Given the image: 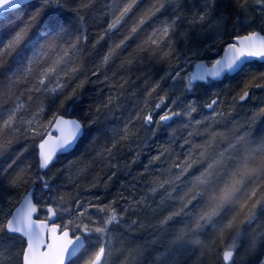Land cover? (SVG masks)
Returning <instances> with one entry per match:
<instances>
[{"label": "snow or ice", "instance_id": "1", "mask_svg": "<svg viewBox=\"0 0 264 264\" xmlns=\"http://www.w3.org/2000/svg\"><path fill=\"white\" fill-rule=\"evenodd\" d=\"M234 2L239 11L226 16L229 5L219 3L218 0H198L190 7L180 3V0H155L152 8L134 20L129 35L109 46L101 64L106 66L111 63L131 34L137 33L157 12L170 6L172 15L148 34L143 46L158 50L165 57H172L175 50L171 37L181 23H186L190 29H195L198 25L201 34L214 31L216 39L213 44L219 42L224 45L223 54L218 58L193 62L190 57H186L183 66L177 65L175 72L166 73V77L172 81L182 82L178 89L181 93L192 92L197 84H209L210 81L250 70L246 66L252 60L264 61V0ZM138 3L139 0H110L108 14L111 15V20L100 39L118 30L130 18ZM250 3L256 6L259 25L251 27L250 31L246 29L244 35L233 36L232 42L224 41L221 34L227 35V21L230 20L234 28L255 24L256 18L249 14ZM29 5L31 0H0V69H5L4 80L0 81V139H3L0 148L11 144V137L24 136L38 140L37 165L42 171L52 165L58 154L69 152L75 147L84 134L85 126L80 120L65 118L59 112L53 113L45 121L42 119L44 106L37 105L33 110L30 105L34 103V94H51L61 97L59 107L67 112V102L75 103L80 99L77 88L82 85L70 89L68 86L69 81L81 71L78 61L73 58L82 52L88 37L82 27L85 20L83 15L78 14L76 23L72 24L58 14V10L63 7V0H40L39 7H34L31 15L13 19L14 14ZM90 6L91 0H81L80 9ZM50 8L57 11L49 14L46 21L42 22V15ZM165 47L168 51H164ZM189 51L191 56H198L202 49L197 47ZM5 57H13L12 65L6 67ZM120 67H125V64L122 63ZM192 68L195 70H190ZM93 75H97V72L94 71ZM261 77H264V73H261ZM121 81L119 87L123 88L126 81L122 78ZM22 84L32 86L21 90ZM112 87L115 88L116 85L112 84ZM158 87L157 83L148 92V96ZM247 96L248 92L245 90L240 99L244 100ZM114 99L109 95L103 108H109ZM165 100L162 97L154 108L160 109ZM4 104L7 105L6 108ZM215 104L217 100L213 99L205 107L213 109ZM100 111L101 106H97L96 112ZM196 111L195 104L189 103L183 112L168 109L156 121L151 111L142 116L137 114L136 119H142L145 125H151L184 116L188 118L186 126L191 128L192 114ZM194 124L199 126L201 121L197 119ZM129 131L125 124L121 138L126 139ZM53 132L58 135L53 137ZM191 135L190 131L189 136ZM188 143L185 140V144ZM220 147L222 150L219 153L213 149L212 162L202 164V170L185 185L187 190L180 197L179 210L161 219L160 223L166 224L173 215H180L190 205L195 207L194 202H198L202 207L190 218L192 222L174 237L173 245L204 250L209 246L204 232L211 229L221 243L230 237L227 246L219 250V255L222 264H234V257L241 246L247 244L250 249L255 250L258 242H264V224H257L259 217L264 216V141L249 140L246 134L238 133ZM106 154L111 155V149H106ZM162 155L164 154L157 155L153 161L160 160ZM198 163L201 161L190 150L183 161L176 163L178 174L174 178H162L163 174H159L149 187V193L154 195L158 189L174 184ZM12 166L10 164L9 169ZM4 171L7 172V169ZM37 181L42 190L50 193L47 200L52 203L46 207L45 201L34 203L32 189L25 187ZM22 188L23 193L13 195V192L19 193ZM166 196L168 199L174 198L172 192H166ZM63 200L62 196L53 193L52 185L43 175H31V165L7 177V185H0V240L6 241L18 235L23 241V247L15 252L10 248L0 247V264H12L13 260L16 264H102L106 260V247L111 248L112 233L115 231L110 226L127 224L124 217L129 212L146 206L148 195L133 199L129 207L119 211L115 201L98 205L91 201L76 200V211L72 213L75 219L69 216L66 223H56L54 218L58 214L69 211L63 207ZM257 208L260 209L259 215ZM92 209L100 215L94 217ZM39 211L45 212V219H34Z\"/></svg>", "mask_w": 264, "mask_h": 264}, {"label": "trees", "instance_id": "2", "mask_svg": "<svg viewBox=\"0 0 264 264\" xmlns=\"http://www.w3.org/2000/svg\"><path fill=\"white\" fill-rule=\"evenodd\" d=\"M154 2L155 0H139L137 8L130 14V18L118 30L109 33L104 39H100V36L104 33L107 24L111 20V15L108 14L110 0H91V6L85 9H80L81 0H63V7L58 10V14L62 15L65 20L75 24L78 14L85 17L82 27L85 29L88 37L87 43L84 45L82 52L73 58L75 61H78L81 71L69 81L68 86L70 89L76 85H82L77 88L80 99L75 103L68 101L66 104L67 112L59 107L61 97L51 94H34V103L30 105L33 110L37 105L42 104L44 106L45 111L42 119L45 121L53 113L59 112L66 117L80 120L85 126H91V130L90 128L87 129L86 135L83 136L76 149L71 154L58 158V161L49 170H56L67 158L82 157L85 164H88L90 161L93 166V171H91L93 174H90V176L86 175L84 178L77 180V183L73 180L69 183L64 182L63 185L65 187L66 185L69 186L76 192V187L86 186L85 184L87 183L91 186L87 188L88 190L85 195L89 200L85 196L84 200H91L92 203L98 205L109 204L115 201L118 211L129 207L133 199H140L141 196L146 195L148 190L142 192L141 189H144L146 184H152L157 178L163 167L160 164L162 161L169 159V161H175L176 165L177 162L183 161L186 158H182V151L186 152L188 150H192L193 152L195 150L199 157L204 148L203 143L205 139L214 138V140H222L221 146L222 144H226L235 135L233 126V128L229 126L232 130L227 129L226 132L228 134L225 133L226 135H223V130L205 127L203 124L191 128L186 127L189 131L186 130V133H176L175 136L172 135L170 138L164 132L156 139L157 142L153 144L154 147L150 148V151L154 155L164 154L161 156V162L155 163L145 159L146 157L140 153L143 149L141 148L144 139L142 135L148 132L149 126L145 125L141 119L131 117L132 119L128 122L131 132L130 137L122 139L121 136H116L112 140L103 135V132H98L90 122L91 118H93V121L105 125V128L112 126L120 129L122 120L119 118V115L128 114V111L132 107L137 108L136 104L139 105L142 102L145 103L140 108V111L144 112L146 104L150 101L148 99H151L148 96L151 88L158 83L159 87L152 95L158 92L159 94H163L166 81L169 79L166 77V73L175 72L177 65L183 66V61L186 57H190L193 62H199L201 60L208 61L213 57L218 58L222 54L224 45L217 42V44L212 45L209 51L207 50L204 55H201L203 46L208 44V41L216 36V33L208 31L201 34L198 25L195 29H190L186 23H181L177 32L171 37L175 50L172 57H165L162 52L143 46V42L148 34L154 28L160 26L163 20L172 15V8L166 6L148 19L137 33L130 35L125 46L120 50L119 55L111 63L106 66L102 65V57L108 51L109 46L114 42H119L123 36L129 35V29L134 20L146 10L152 8ZM197 2L198 0H180V3L186 7H190ZM218 2L229 5L225 12L226 16H231L239 11L234 0H218ZM39 5L40 0L31 3L26 9L14 14L13 19L19 16L31 15L33 8L39 7ZM255 7L254 3H250L248 6L249 14L256 18L255 24L234 28L233 23L230 20L227 21V35L222 36L224 41L232 42L233 36L244 35L246 34V29L250 31L251 27L259 25L260 18L258 13L255 12ZM56 11L54 8L47 9L42 15V22L46 21L49 14ZM197 47L201 48L202 51L198 56H191L189 50H195ZM164 51H168L167 47L164 48ZM5 60L7 62L6 67L12 65L13 57H5ZM128 61H131V63H128ZM122 63L125 64L123 68L120 67ZM247 66L251 67L250 70H246L234 77H227L231 79L230 91L232 93L237 94L246 90L251 94L254 84H248V82L243 80L246 79L251 69L257 68L258 71L264 73V62H254ZM4 71L5 69H0V81L4 80ZM94 71L97 72V75H93ZM105 77L108 79L106 80ZM121 78L123 81H126L123 88L119 87V83L122 82ZM112 84H115L116 87L113 88ZM31 86V84H22L20 89L23 90L25 87ZM109 95L115 97V99L109 108H103V104L107 101ZM144 97H148V99L145 101ZM196 102L198 107L203 105L201 99H197ZM3 106L7 107L6 104ZM97 106H101L99 113L96 112ZM149 111L152 112V110ZM153 113L157 115L155 111ZM242 113L244 112H239L236 107H232L235 127L239 125L249 140L264 141V122L261 124L251 123L248 121L250 119L249 114L244 116ZM239 114H241V121L236 122ZM125 117L127 116L125 115ZM247 121L249 125H247ZM107 122L108 126L106 125ZM133 122L139 124L141 127L142 131L140 135H132L134 133L131 128ZM190 131L192 132L191 136H189ZM11 139L17 147L15 148V153L21 157L18 166L26 168L27 165H31V169L36 174L42 175L37 165L38 140L25 138L24 136L11 137ZM159 139L160 141L158 142ZM185 140H188L189 143L185 144ZM113 144L116 146L112 147ZM220 146L215 150L216 153L222 150ZM106 149H111V155L106 154ZM165 154L169 155V157L166 158ZM212 156L213 154L204 163H198L190 171L196 172L198 168L202 167V164L211 163ZM150 162L152 163L150 164ZM146 168L148 169L147 172L145 171ZM174 169L177 168L174 166ZM75 174L72 172L67 173L68 176L71 175L69 177ZM170 188L174 189V185ZM91 190L94 192H91ZM174 191L176 197L168 199L166 194H164L163 202L157 197L150 203L152 197L150 193L147 194V205L129 212L124 217L128 228L126 227L122 230L121 224L123 223L110 226L115 229L113 233L117 237L113 247L115 264H222L219 250L227 246L230 237L224 243H221L215 238L211 229L204 232L205 241L209 245L204 250L185 248L179 244L173 245L174 237L192 222L190 218L194 217L202 207L198 202H194L195 207L190 205L183 213L173 215L166 224L161 225V219L169 216L172 212L178 211L180 208V197L184 191L181 189H174ZM82 192L84 193L85 190H82ZM13 195L18 196L19 194L13 192ZM122 197L127 199H122ZM259 212L260 209L257 208L258 215ZM257 224H264V216L259 217ZM253 227L256 228V225H253ZM114 234L113 236H115ZM194 243L198 244L199 241H194ZM19 250L20 248L16 251ZM261 261H264V242H258L255 250L250 249L247 244H244L238 249L234 257V264H261Z\"/></svg>", "mask_w": 264, "mask_h": 264}, {"label": "rangeland", "instance_id": "3", "mask_svg": "<svg viewBox=\"0 0 264 264\" xmlns=\"http://www.w3.org/2000/svg\"><path fill=\"white\" fill-rule=\"evenodd\" d=\"M222 36L223 34H221V37ZM214 39H216V36L210 41H208V44L203 46V51L201 55H204L207 52V50L209 51L211 49ZM246 68H251V67L247 66ZM181 75L183 76L184 73H182ZM230 81L231 79L226 78L221 83H215V82L210 81L209 84H197V86L193 89L192 92L181 93L178 89L180 88L182 82L180 80L172 81L171 79H168L166 81V85L164 87L165 91H163V94H159V92L157 91L158 93H154V95L150 96L151 99H148V97H144L145 101L146 99L150 100L148 101L149 103H147L148 104L147 107L145 106L146 110L144 112L140 111V108L143 107L145 103V102L144 103L142 102L140 103L141 105L136 104L137 108L132 107L128 111V114L130 115H128L127 113L119 115V118L122 120L120 129H118V127L116 128L112 126L105 128L106 127L105 125L93 121L94 120L93 118H91L90 122L95 127V129L98 130V132H101V133L103 132V135H105L106 137L112 140L113 138H116V136H121V134L124 132L125 124L128 125V122L130 121V119H132L133 117L136 118L137 114L142 116L144 114H147L148 110H152V113L153 111H155L157 115L153 113V118H154V121H156L158 120L159 115L168 109H174V110L183 112L189 103H194L197 111L192 114V120H193L192 127L196 126L194 124V121L198 119L201 121V124L205 125V127H210V128H214L217 130L219 129L223 130L224 131L222 133L223 135H226L225 133H227L226 132L227 129L232 130L233 127H234L233 130L235 131V135L238 133H244L243 132L244 130H242V128L239 125L238 127L237 126L235 127V124H234L235 121H233L235 120V118L232 115V107L233 106L236 107L239 112L241 111L244 112L242 113L244 116L246 114L247 115L249 114L250 116V119L248 120L249 122H252V120L256 121L257 124H261L262 122H264L263 77H261V72L258 71L257 68L251 69L246 79H244L243 81L248 82V84H254L253 90L251 94H249L250 92H248V96L244 100L240 99V96L244 93L243 91L237 94H234L230 91V85H231ZM257 85H260V86L258 87ZM162 97L166 98L165 104L162 105L160 109H155L154 108L155 104L159 103ZM197 99H201V101L203 102V105L201 107H198L197 102H196ZM213 99L217 100V104L213 106V109L206 108L205 105L208 103H211ZM173 101H175V103H173ZM125 115L127 117H125ZM240 115L241 114L238 115L236 122L241 121ZM208 117H211V119H206ZM187 122H188L187 117L180 116V117H174L173 120L169 122L153 123L149 125L147 129L148 132H145L142 135L144 139H143V143L141 144V148L143 149L140 151V153L146 157L145 159L153 161V158L159 155V154L154 155L152 151H150V148L154 147L153 144L157 142L156 139L159 136H161V134L164 132H166L168 138H170V136L172 135L175 136L176 133L177 134L181 132L186 133L185 131L187 130L186 128ZM249 122L247 125H249ZM107 124L108 122L106 123V125ZM229 126L231 127L233 126V127L230 129ZM84 128H85L84 135H86L87 129L90 128L91 130V126L87 125ZM131 128L133 129V132H134L132 134L133 136L140 135L142 129L139 126V124L133 122L131 124ZM100 129H103V130H100ZM187 131H189V129ZM130 135H131V132L129 131L128 137H130ZM159 141L160 139L158 140V142ZM221 141L222 140H219V139L214 140V138L205 139V142L203 143L204 148L202 150V153H200L199 157L196 154L199 161L204 163L206 159H208L213 154V149L216 150L217 147L220 146ZM0 143H3V139H0ZM15 148L17 147L16 145H14L13 142L10 145H5L4 147L0 148V185L5 186L7 184V177L14 175L17 171L23 168V167L20 168V166H18L19 160L21 157H19L17 153H15ZM189 151L190 150L186 152L182 151L183 152L182 158L187 157ZM164 152L166 153L165 149H164ZM194 152L196 153L195 150ZM165 156L166 158L169 157V155L167 154H165ZM13 161H15L14 164H13ZM158 161L161 162V160H158ZM158 161H153V162L157 163ZM168 161L169 159H166L162 161L161 163L159 162L161 166H163L159 174L162 173L164 178H169V177L174 178L175 175L178 174L179 169H174L175 161H172V160L169 162ZM84 162H85L84 158L82 159V157L67 158L66 161L62 162V164H60V166L56 170L53 169V170H49L48 172L41 173L44 176V178L47 179L52 185L53 193L56 196H62L64 198L63 207L69 209L68 212L63 213L62 215L58 214L56 223H66L69 216H72V218L75 219V216L72 215V213L76 211V206H75L76 200L86 201L84 200V196L86 195V192L88 190L87 188L91 187L89 186V184L86 183L85 184L86 186L76 187V192L72 190L69 186H67L66 185L67 183L65 184L66 187L63 185L64 182L69 183L73 180H75L74 182L77 183V180L84 178L86 175L90 176V174H93V172H91L93 171V168H92L93 166L91 162L89 161L88 164H85ZM10 164L13 165L11 169H9L8 167ZM5 169H7V172L4 171ZM201 170H202V167L198 168L196 172L194 171L191 172L189 170L185 174L184 177H182L180 180L175 181L174 184L166 185L164 189H158V191L154 195L150 194V196L152 197L150 199L151 200L150 203H152V200L157 197L159 198L160 201L163 202L164 194H166V192H172L173 197H174L175 196L174 189L175 190L181 189L182 191H186L187 189L185 185L188 183L189 180L193 178L194 175H197L199 171ZM66 172L67 173L72 172L74 174L76 172L75 174L76 176L74 175L72 177H69L71 175L68 176ZM31 175L35 177L39 174L38 173L36 174L34 170L31 169ZM32 185L34 184L26 185L25 187H31ZM35 185H37V192H36V197H35L36 203L45 201L46 202L45 207L47 206V204H51L52 201L47 200V197L48 195H50V193L42 190V187L39 181H37ZM173 185H174V189L170 188ZM150 186H152V184L150 185L146 184V187L144 189H141V191L144 192V190L145 191L148 190L146 194H149ZM82 190H85V192L83 193ZM23 191H24L23 188L20 189V192L18 194L23 193ZM91 192H94V191L91 190ZM86 199H88V197H86ZM52 206L55 207V204H53ZM91 212L94 217L100 215L99 213L95 212V209H92ZM40 218L45 219L44 211H41ZM126 227L128 228L127 224H121L122 230L125 229ZM113 234L114 233H112L111 248L106 247V252H107L106 260L103 261L102 264H115L113 247H114V243L117 237L115 234H114L115 236H113ZM0 247L10 248L15 252L16 250H18V248L21 249L23 247V241L19 237L15 236V237L9 238L6 241L0 240ZM12 264H16V261L13 260Z\"/></svg>", "mask_w": 264, "mask_h": 264}, {"label": "water", "instance_id": "4", "mask_svg": "<svg viewBox=\"0 0 264 264\" xmlns=\"http://www.w3.org/2000/svg\"><path fill=\"white\" fill-rule=\"evenodd\" d=\"M34 1H36V0H31V3L34 2ZM222 54H223V52H222ZM222 54H221V55H222ZM254 62L263 63L264 61H260V60H256V59H254V60H252V61L250 62V64H251V63H254ZM192 70H195V69L193 68ZM234 76H236V75H231V76H226V77H234ZM226 77H224V78H222V79H220V80H218V81H211V82L218 83V82L223 81ZM200 84H203V83H200ZM75 119H76V118H75ZM84 134H85V128H84ZM84 134H83V136H84ZM57 135H58V133L53 132V137H55V136H57ZM83 136L79 139V141L76 143L75 147H74L71 151L66 152V153L58 154L57 157L55 158L54 162L52 163V165L57 161V159H58L59 157H61V156H65V155H69L70 153H72V152L75 150V148L78 146V144L80 143V141L82 140ZM37 151H38V148H37ZM52 165H50V167H49L48 169H45V170H42V171L40 170V172H41V173H45V172H47V171L51 168ZM36 187H37L36 185H33L32 187H30V188L32 189V191H33V202H34V203H35L34 193H35ZM40 213H41V211H39V212L37 213V215L34 216V219L37 218V217L39 218V217H40ZM39 219H40V218H39ZM54 219H55V222H56V221H57V217H55ZM16 237H19V236L17 235Z\"/></svg>", "mask_w": 264, "mask_h": 264}, {"label": "bare ground", "instance_id": "5", "mask_svg": "<svg viewBox=\"0 0 264 264\" xmlns=\"http://www.w3.org/2000/svg\"><path fill=\"white\" fill-rule=\"evenodd\" d=\"M32 3H33V2H32ZM65 118H69V117H66V116H65ZM251 123H254V124H255L256 121L252 120ZM75 149H76V148H75ZM70 154H71V153H70ZM59 158H60V157H59ZM57 161H58V159H57ZM57 161H56V162H57ZM56 162H55V163H56ZM55 163H54V164H55ZM54 164H53V165H54ZM53 165H52V166H53ZM52 166H51V167H52ZM34 185H35V184H34ZM32 186H33V185H32ZM32 186H31V187H32ZM36 186H37V185H36ZM36 192H37V187H36V190H35V193H34V198L36 197ZM35 203H36V198H35ZM106 253H107V252H106Z\"/></svg>", "mask_w": 264, "mask_h": 264}, {"label": "flooded vegetation", "instance_id": "6", "mask_svg": "<svg viewBox=\"0 0 264 264\" xmlns=\"http://www.w3.org/2000/svg\"><path fill=\"white\" fill-rule=\"evenodd\" d=\"M224 81V80H223Z\"/></svg>", "mask_w": 264, "mask_h": 264}]
</instances>
